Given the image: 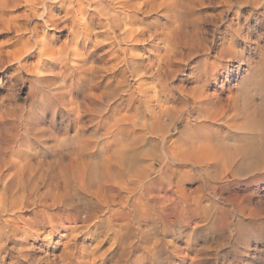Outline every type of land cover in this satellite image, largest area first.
Segmentation results:
<instances>
[{
    "label": "bare ground",
    "instance_id": "1",
    "mask_svg": "<svg viewBox=\"0 0 264 264\" xmlns=\"http://www.w3.org/2000/svg\"><path fill=\"white\" fill-rule=\"evenodd\" d=\"M219 1L224 9L212 13L209 0H0V36L13 34L0 38V85L9 82L0 95V264H41L56 234L64 241L53 264H94L93 252L75 249L83 233L95 248L113 235L118 248L99 257L115 252L110 264H123L126 234L143 215L189 224L168 162H189V178L197 170L213 191L264 181V47L246 57L233 18L223 19L243 18L244 6L264 20V0ZM218 21L225 30L209 40L204 24ZM56 32H66L59 46ZM176 55L201 58L176 79ZM161 120L183 124L171 150Z\"/></svg>",
    "mask_w": 264,
    "mask_h": 264
},
{
    "label": "rangeland",
    "instance_id": "2",
    "mask_svg": "<svg viewBox=\"0 0 264 264\" xmlns=\"http://www.w3.org/2000/svg\"><path fill=\"white\" fill-rule=\"evenodd\" d=\"M209 2L210 7L208 10L212 13L218 11L220 8L224 9V5L219 0H209ZM248 8L244 6L240 8L243 18L241 16L240 19H237L229 11L223 14V19L233 18V28L239 29L236 37L237 47L244 51V55H247L246 57L250 56L257 60L261 47H264V20L260 14H256L260 9H257L256 13L254 12L255 15L253 17L248 16ZM257 16L258 19H256ZM244 17H246V20H244ZM237 21H239V24ZM217 23L218 29L212 24H204L205 35L209 40L213 36L215 39H218L225 30L224 22L219 23L218 21ZM50 34H52V31H50ZM54 35L57 40L54 46H59L66 38V32H56ZM8 36H13V34L3 35L0 38L6 39ZM143 38L146 39L147 36L144 35ZM146 42H144L145 47H149ZM175 50L178 51V49ZM45 54L49 56L52 54V51L48 50ZM200 58V56H195L184 62L179 61L176 55L174 61H176L177 65L173 66L177 70L176 79L185 78V76L194 72L196 60ZM178 63H181L179 64L180 66ZM236 65V61L232 62V66ZM241 68V70L245 69L246 65L241 64ZM243 74L244 71L232 77L231 84H237L236 82L240 80ZM3 81L5 85H0V95L5 93V89L8 87L7 83H9L8 78H4ZM192 84L193 82L191 81L184 83L186 87H190ZM19 98L23 102L21 95ZM171 124L168 120H161L159 132L162 133ZM182 126L183 124L180 120L171 126L166 144L167 150H171L176 141H179L178 131ZM166 164L165 168H168L169 173L173 176L170 191L172 192L177 185L179 190L188 197L191 208L189 209V215L192 217V220L189 224L184 225L173 216L161 219L151 214L143 215L138 229L129 228L126 234L124 246L130 252V257L128 259L125 257L126 261L123 264H135L137 262L138 264H264V207H262L264 206V181L255 183L250 189H247L242 184L233 185L226 183L223 190L213 191L197 175V170L194 169L193 171L196 173L195 177L189 178V162H174L170 164L168 162ZM160 166L161 163H156L155 168L159 170ZM158 174L159 172H156L151 176H157ZM157 182L153 186V192L159 186ZM244 194L246 196L247 194L249 195L246 197ZM233 195H238V197H236L234 202H229L228 199ZM241 195H244L246 198ZM199 202L200 205L196 212L194 208ZM237 203H241L243 206L247 204L250 207L252 206V208L255 207V209L258 206L257 214L259 215H256L255 218L242 215V212L237 208ZM259 203H261V206ZM201 209L203 210L201 211ZM166 227H169V231L163 232ZM60 236L61 234H56L52 239V243L45 244V248H47L46 253H48L49 257L44 258L41 264H53L52 256L58 254L62 249L61 243L64 240L61 241ZM115 240L116 238L109 234L108 239L99 245L98 248H95L96 237L83 233L77 236L75 249L80 255L93 252L92 254L95 256L94 264H110L112 260H116L118 254L114 255L115 252H113L109 256L111 259L109 260L108 258L106 260L105 258V262L100 259L99 255L106 253V249L108 248L117 249L118 243H114ZM30 262H22L21 264H31ZM68 263L75 264V259L69 258Z\"/></svg>",
    "mask_w": 264,
    "mask_h": 264
},
{
    "label": "clouds",
    "instance_id": "3",
    "mask_svg": "<svg viewBox=\"0 0 264 264\" xmlns=\"http://www.w3.org/2000/svg\"><path fill=\"white\" fill-rule=\"evenodd\" d=\"M4 70L3 69H0V72H3ZM183 71V70H182ZM15 74V73H14ZM0 247H3V245H0Z\"/></svg>",
    "mask_w": 264,
    "mask_h": 264
},
{
    "label": "snow or ice",
    "instance_id": "4",
    "mask_svg": "<svg viewBox=\"0 0 264 264\" xmlns=\"http://www.w3.org/2000/svg\"><path fill=\"white\" fill-rule=\"evenodd\" d=\"M29 58H31V56H29Z\"/></svg>",
    "mask_w": 264,
    "mask_h": 264
}]
</instances>
